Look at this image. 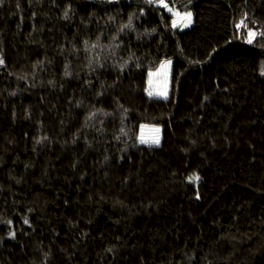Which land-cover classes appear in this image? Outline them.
Segmentation results:
<instances>
[{"label": "trees", "instance_id": "obj_1", "mask_svg": "<svg viewBox=\"0 0 264 264\" xmlns=\"http://www.w3.org/2000/svg\"><path fill=\"white\" fill-rule=\"evenodd\" d=\"M169 2L0 0V264H264V0Z\"/></svg>", "mask_w": 264, "mask_h": 264}, {"label": "rangeland", "instance_id": "obj_2", "mask_svg": "<svg viewBox=\"0 0 264 264\" xmlns=\"http://www.w3.org/2000/svg\"><path fill=\"white\" fill-rule=\"evenodd\" d=\"M157 5L166 9L173 15V26L181 30L190 28L193 25L192 11L175 9L169 0H153ZM166 5V6H165ZM191 13V17H187L185 14ZM256 35V31L250 32L247 42L253 40ZM173 69V60L165 59L159 63L150 66L148 72V86L147 94L150 96L166 98L170 94L171 73ZM261 74L264 75V68L261 70ZM158 140L159 143L162 140V129L159 125L154 124H142L138 134V142L141 144H157L153 141ZM158 143V144H159Z\"/></svg>", "mask_w": 264, "mask_h": 264}, {"label": "snow or ice", "instance_id": "obj_3", "mask_svg": "<svg viewBox=\"0 0 264 264\" xmlns=\"http://www.w3.org/2000/svg\"><path fill=\"white\" fill-rule=\"evenodd\" d=\"M165 6H166V5H165ZM185 15H186L187 17H189V18L191 17V13H186ZM0 63H2V61H0ZM153 142H154V143H157V144L159 143L158 140H155V141H153ZM190 179H192V178H190ZM195 179H198V177H195ZM25 222H27V221H25Z\"/></svg>", "mask_w": 264, "mask_h": 264}]
</instances>
